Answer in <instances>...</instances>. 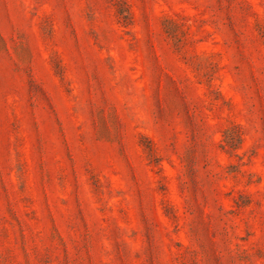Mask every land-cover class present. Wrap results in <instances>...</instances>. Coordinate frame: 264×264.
Returning <instances> with one entry per match:
<instances>
[{"label":"rangeland","instance_id":"rangeland-1","mask_svg":"<svg viewBox=\"0 0 264 264\" xmlns=\"http://www.w3.org/2000/svg\"><path fill=\"white\" fill-rule=\"evenodd\" d=\"M0 264H264V0H0Z\"/></svg>","mask_w":264,"mask_h":264}]
</instances>
